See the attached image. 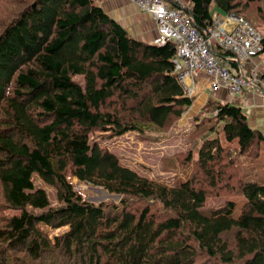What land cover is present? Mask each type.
I'll return each mask as SVG.
<instances>
[{"label": "trees", "instance_id": "trees-1", "mask_svg": "<svg viewBox=\"0 0 264 264\" xmlns=\"http://www.w3.org/2000/svg\"><path fill=\"white\" fill-rule=\"evenodd\" d=\"M15 1L0 0V17ZM16 2L0 20V264H264V183L236 181L240 157H261L264 132L243 107L213 98L206 106L238 150L207 140L197 162L191 151L175 157L195 163L188 179L145 177L97 138L166 129L193 105L175 44L136 39L95 0ZM252 6L264 26V0H190L188 12L206 34L214 8L255 27L243 15ZM213 52L248 77L234 54ZM69 177L122 200L88 202ZM37 180L56 190L58 206ZM221 195L243 196L258 219L206 215Z\"/></svg>", "mask_w": 264, "mask_h": 264}, {"label": "rangeland", "instance_id": "rangeland-1", "mask_svg": "<svg viewBox=\"0 0 264 264\" xmlns=\"http://www.w3.org/2000/svg\"><path fill=\"white\" fill-rule=\"evenodd\" d=\"M16 1L29 3L32 0ZM16 1L14 3H17ZM95 1L97 4L99 3V0ZM179 1L186 8L190 6V0ZM14 3H6L7 5L5 6H10V8L3 12L4 15L0 17V20H6L12 17V13L15 12L16 9V7L12 6ZM5 6H1V8ZM216 11L217 9L214 8L213 13ZM257 14L259 16L257 6H252L243 15L253 22L255 27L262 31L264 30V26L260 19H258ZM262 58L264 59V54ZM263 75L264 65L258 69L256 76H258V79H261ZM199 98L200 97L196 95L191 108L186 109L182 118L173 121L171 126L166 129L161 130L154 125H147L143 127L145 130L143 134L141 132H129L121 137L109 139L99 136L97 141L103 148L115 153L122 164L133 168L145 177L168 185L181 178L186 180L190 177L192 171L197 170V168L195 169V163L189 164L188 166H181L176 161L177 158H175L179 153L191 151L194 161L197 162L198 152L202 144L207 140L215 138L219 139L222 147L226 150L239 149L236 143L230 144L226 141L222 131V123L213 120L214 114H212L210 109L206 108L208 101L212 98L209 97L208 100L205 99V101H200ZM94 137H97V135H94ZM94 137H92L93 140ZM182 160L184 161L185 159L182 158ZM237 165L239 171L236 181L243 178L245 180L264 183V151L261 157L257 159L245 156L240 157ZM69 181L73 185L74 190L88 202L94 204L114 202L118 204L122 200H120L117 195H112L104 189L79 182L77 178L69 177ZM36 185L46 190L54 206L59 205L56 190L54 188L38 180ZM2 202V189L0 187V204ZM230 202H233V208H231ZM204 212L210 217H217L224 214L233 216L234 218H238L245 212V215L248 216L250 220L258 219L255 210L241 195L211 196L207 201ZM3 214L7 216L6 214H8V211H5ZM0 221H2L1 218ZM64 231L65 229L56 231L51 230L50 234H60Z\"/></svg>", "mask_w": 264, "mask_h": 264}, {"label": "built area", "instance_id": "built-area-1", "mask_svg": "<svg viewBox=\"0 0 264 264\" xmlns=\"http://www.w3.org/2000/svg\"><path fill=\"white\" fill-rule=\"evenodd\" d=\"M133 1L143 13L152 15L157 23L159 36L153 44H175V69L189 96L194 97L193 79L199 75L215 77L211 80L213 87L218 89L220 83H224L231 95H242L251 84L262 86L264 90L262 80L256 76V67L249 71L254 75L250 80L244 74L237 73L228 58L213 52L215 45L222 47L234 54L243 68L247 62L251 63L263 55V35L248 20L229 15V28L215 20L208 32L202 34L192 25L188 8L179 0Z\"/></svg>", "mask_w": 264, "mask_h": 264}, {"label": "crops", "instance_id": "crops-1", "mask_svg": "<svg viewBox=\"0 0 264 264\" xmlns=\"http://www.w3.org/2000/svg\"><path fill=\"white\" fill-rule=\"evenodd\" d=\"M98 4L136 39L148 43L157 41L159 35L155 19L152 15L143 13L133 0H99ZM213 15L220 25L224 24L225 28H229L230 23L227 21L229 16L223 15L219 10ZM263 65L264 59L261 55L253 59L251 63L247 62L243 71L249 73L248 78L252 80L254 75L249 71L254 70L255 67L259 69ZM213 78L215 77L209 78L206 75L195 77L193 79L194 97L199 96L200 101L211 97L223 103H238L247 114L251 127L264 132V93L251 84L242 95H231L224 83H220V87L215 89L211 83ZM259 80H262V77ZM187 82L192 84L189 80Z\"/></svg>", "mask_w": 264, "mask_h": 264}, {"label": "water", "instance_id": "water-1", "mask_svg": "<svg viewBox=\"0 0 264 264\" xmlns=\"http://www.w3.org/2000/svg\"><path fill=\"white\" fill-rule=\"evenodd\" d=\"M120 200L122 199V197L121 196H117Z\"/></svg>", "mask_w": 264, "mask_h": 264}, {"label": "bare ground", "instance_id": "bare-ground-1", "mask_svg": "<svg viewBox=\"0 0 264 264\" xmlns=\"http://www.w3.org/2000/svg\"><path fill=\"white\" fill-rule=\"evenodd\" d=\"M68 166V165H67Z\"/></svg>", "mask_w": 264, "mask_h": 264}]
</instances>
